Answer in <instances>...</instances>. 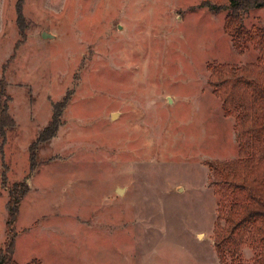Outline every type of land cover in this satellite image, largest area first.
I'll use <instances>...</instances> for the list:
<instances>
[{"label":"rangeland","instance_id":"1","mask_svg":"<svg viewBox=\"0 0 264 264\" xmlns=\"http://www.w3.org/2000/svg\"><path fill=\"white\" fill-rule=\"evenodd\" d=\"M224 15L201 0H0L16 121L0 136V247L9 188L26 179L20 264H220L215 166L234 165L238 142L209 63L258 54L234 46ZM246 25H264V8Z\"/></svg>","mask_w":264,"mask_h":264},{"label":"trees","instance_id":"2","mask_svg":"<svg viewBox=\"0 0 264 264\" xmlns=\"http://www.w3.org/2000/svg\"><path fill=\"white\" fill-rule=\"evenodd\" d=\"M212 12H225V32L240 52L253 46L256 59L246 65L209 63V83L222 101L226 116L235 120L238 154L233 166L216 165L220 177L218 215L214 229L215 250L220 264H248L242 249L247 244L258 253L250 264H264V25H246L255 8H264V0H201ZM4 78H0V136L16 127L9 114L11 96ZM57 108L54 120L44 130L54 136L59 127ZM33 160V159H32ZM30 191L26 179L9 188L6 221L7 237L0 247V264H20L14 259L15 224L20 206ZM21 264H42L39 259Z\"/></svg>","mask_w":264,"mask_h":264},{"label":"water","instance_id":"3","mask_svg":"<svg viewBox=\"0 0 264 264\" xmlns=\"http://www.w3.org/2000/svg\"><path fill=\"white\" fill-rule=\"evenodd\" d=\"M113 114V117H116L117 116V114L116 113H112ZM116 191L118 192V193H124L123 191H124V188L123 187H117L116 188Z\"/></svg>","mask_w":264,"mask_h":264}]
</instances>
